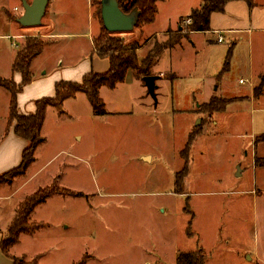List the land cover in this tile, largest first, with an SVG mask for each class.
<instances>
[{
    "label": "rangeland",
    "instance_id": "obj_1",
    "mask_svg": "<svg viewBox=\"0 0 264 264\" xmlns=\"http://www.w3.org/2000/svg\"><path fill=\"white\" fill-rule=\"evenodd\" d=\"M58 1L55 9L59 11L53 15L52 25L49 4L41 24L29 29L17 22L24 11L23 1L0 0V78L11 76L12 57L38 31L40 35L52 31L57 34L52 42L45 43L39 64L51 68L61 58L68 65L90 53V40L98 35L92 14H87V0ZM5 20L13 28L7 27ZM142 29L114 34L127 42L137 34L133 38L143 46V53L171 35L166 32L152 36L153 31L161 32L160 27L145 26L144 35L139 36ZM211 37L201 36L198 42ZM184 42L190 43L187 39ZM184 47V52L162 56L159 67L173 62L181 74L173 86L170 80H162L157 98L166 101L156 118H144L138 109L132 117L114 111L117 104L136 98L134 86L103 90L109 112L106 116L93 115L89 101L80 104V117H60L55 108L48 109L41 134L46 141L36 150V161L24 175L9 185H0V229L10 223L26 197L42 188L54 186L82 196L57 194L36 208L31 221L45 227L33 236L22 237L12 251L27 255L24 263L39 255V264H74L82 258L87 264H177L180 253L202 249L205 264H264V145L256 143L258 153L253 157L251 133L254 128L253 133H264V106L254 109L248 104L239 105L249 99L228 98L232 107L228 109L229 104L222 112L207 113V104L199 103V118L194 119L198 104L193 101L202 102L203 87L197 81L201 74L192 67V46ZM218 50L219 54L223 49ZM258 55L256 68L264 63V51ZM33 63L31 76L35 74ZM169 77L166 74L164 78ZM240 77L245 84L238 85ZM230 82L235 89L250 91L248 68L239 64ZM258 83L256 79L254 84ZM145 93L152 99L147 89ZM171 98L175 99L174 106L193 111L172 117L168 112ZM10 100L11 94L0 88V131L8 118ZM258 100L260 97L254 102ZM31 107L26 101L17 109L22 115L33 114ZM190 125L193 141L187 152L186 179L190 188L184 184L180 195L173 180L175 173L184 169L187 154L185 150L178 152V148H185L188 140L184 129ZM198 138L199 143L192 148ZM148 153L155 156L149 165L138 159ZM257 158L261 165L255 164ZM243 160L246 171L240 177L233 175L236 163Z\"/></svg>",
    "mask_w": 264,
    "mask_h": 264
},
{
    "label": "crops",
    "instance_id": "obj_2",
    "mask_svg": "<svg viewBox=\"0 0 264 264\" xmlns=\"http://www.w3.org/2000/svg\"><path fill=\"white\" fill-rule=\"evenodd\" d=\"M13 1L14 0H6V2ZM29 4L33 2V0H26ZM99 0H87V14H92V25L95 26V29L97 31V35L100 32V22L99 19H96V14L94 10V3ZM101 2V0H100ZM205 2V0H162L157 5V15L155 18V21L150 24L146 25L150 27L158 26L160 27L161 32H152V36H159L162 33H166L167 35L174 34L178 30H182L181 26H187L184 24V21L187 20L186 18L190 16L192 10L200 7L202 3ZM51 8H50V15H51V25L53 24L55 12L59 11L55 7H59L60 1L58 0H50L49 2ZM49 6V5H48ZM48 8V7H47ZM15 12L19 10L17 6L13 8ZM23 13V12H22ZM20 13V14H22ZM20 18V15H19ZM5 24L9 28H13V25L11 22L5 20ZM174 27H172L173 25ZM210 26L211 30L207 31L206 33L203 32H192L187 40H189L190 46H192V49L194 51V60L192 61V67L194 72H199L201 75L197 79L198 86L203 87L200 92H202V102H198L194 100L193 102L195 104H198L196 106V109H194V119H198V107L199 103L208 104L209 100L212 98L217 99H231V98H239L243 97L245 100L244 102H240L239 105H250L254 109L261 106L263 104L264 106V93L260 97V100L255 101L253 97V90L255 88V80L260 79V77L264 74V63L260 67L254 66V61L256 60V56L258 57V53L264 51V0H228L226 6H225V12L221 13H213L210 19ZM145 27V26H144ZM143 27V29H144ZM28 28V27H26ZM31 29V28H29ZM141 32H139L140 35H144L145 29ZM13 31V29H12ZM154 33V34H153ZM41 33L38 31L35 36H39ZM34 36V37H35ZM44 39V46L47 41H51L52 39L57 38L56 32L52 31L49 35H40ZM133 36L137 37V34H134ZM133 36L130 38L129 42H136V37L133 38ZM201 36L206 37L212 36L211 38H208L207 41L210 42V45L206 40L204 43H199L198 41L201 40ZM222 37V43H219L218 38ZM6 38V37H5ZM93 39V38H92ZM92 39L91 45H92ZM185 40H182L180 45H176V47L166 50L162 53L159 61L154 65L153 67V73L155 76H158V80L156 81V95H158L157 91H161V84L162 80L165 82H168L167 80L171 81V84L173 86V83L179 78V74H181L178 68V65H174L173 62L169 63L168 65H164V67H159L162 56L164 53H170V52H184V46L185 44L188 45ZM126 41V43H129ZM48 43V42H47ZM216 43L220 45H216ZM201 44L200 48H198V45ZM90 45V46H91ZM221 47L223 50L221 53L218 54V48ZM232 48V58L230 60V64L228 67V70L226 73L223 74L222 78L218 80V76L222 73L223 66L225 64L226 55L229 49ZM93 45L90 47V53H85V55L80 59V61L73 62L71 64H64L65 61L61 58L57 59L55 62V65L50 68L46 64H39L38 59L42 56L43 52L38 55L32 62L33 63V69L35 71V74L32 76L33 81L31 84L25 86L22 90V92L18 95V108L19 105L22 107L23 103L27 101V103L31 104L32 110L31 113L36 112L35 104H33L34 99H44V98H54L56 95L55 92V84L60 81H74L81 83L84 79V76L86 74L94 73V74H103L106 73L110 68V61L105 58H98L96 55L92 54ZM217 49V51H215ZM169 51V52H168ZM148 52L143 53V46L138 51V59L140 62L144 61L145 56ZM16 54L14 57H12L11 61V76L5 78V79H15L18 80L20 83H16L17 85H20L22 83V78L19 73L12 72V66H13V60L15 59ZM262 57V56H261ZM73 64V65H72ZM241 64L243 67L248 68V72L250 74V78L252 81L251 84V90L250 91H242V88L235 89L234 85L230 82V78L232 76V73L237 69V66ZM61 70V71H58ZM169 74L170 77L165 79V75ZM15 75V78H14ZM21 79V81L19 80ZM127 78L124 83L118 84L114 90L120 87H131L134 86L137 89V94L135 95L134 100H128L126 102L117 104L114 111H122L123 116L132 117L136 115L137 109L140 111L141 115L144 118H156L158 116V110L163 106L166 100L160 99L159 96L157 98V101L154 102L150 97H148V94L146 96V89L144 87V83L137 79L135 75H133L131 72L127 74ZM164 76V77H163ZM163 77V78H162ZM2 79V78H1ZM239 84H245V81L243 78H239L238 85ZM2 88V87H0ZM159 88V89H158ZM104 89H107L105 87H102L100 89V95L102 99L104 100ZM145 89V90H144ZM254 99V100H253ZM87 102L88 99L86 95L84 94H78L74 98H69V100L65 101L62 105L61 109H56L57 112H59V116L61 117L62 114H65L67 117H72L73 115L76 117H80V114L77 112L79 110L80 104L83 105ZM172 104V108H169L168 112L169 114H172V117L175 118L182 115L185 111H193L192 109L186 110L182 108L181 106H174L175 99L170 100ZM246 102V103H245ZM88 103V102H87ZM194 105V104H193ZM233 104H230L228 106V109L232 107ZM106 106V103H105ZM195 106V105H194ZM193 107V106H192ZM234 107V106H233ZM240 107V106H236ZM108 108V107H107ZM65 109V112H64ZM72 110V111H71ZM165 110V109H164ZM108 111V110H107ZM167 111V109L165 110ZM238 111V109H237ZM236 111V112H237ZM109 113V112H108ZM19 114L22 115V113ZM24 115H30V114H24ZM58 115V113H57ZM94 115V114H93ZM92 115V116H93ZM177 115V116H176ZM201 119V118H200ZM46 121V120H45ZM7 122V119H6ZM5 122V126L0 131V175L8 172L10 169L14 168L15 166H18L21 162L22 158V152L25 150V147L28 145V142L26 140H22L18 138L14 132L13 129L7 133V125ZM200 122L196 124V127L198 126ZM215 124V122L213 123ZM45 126V123H44ZM253 128V127H252ZM44 129V127H43ZM42 129V130H43ZM184 134L186 136V139L188 140L190 134L193 132L192 125L185 126ZM252 131H255V128L252 130V139L253 140V157L256 156L257 151V138L264 135V133H253ZM184 136V139H185ZM80 139V137H77ZM45 139V138H44ZM200 138H198L192 148L195 146V144L199 143ZM264 140V139H263ZM184 142V141H183ZM185 140V144H186ZM257 143V144H256ZM259 144L264 145V141H259ZM184 146V143H183ZM182 146L178 148V152H182ZM192 150V149H191ZM245 154V151H244ZM260 155H262L260 153ZM264 156V155H262ZM139 161L146 164H152L155 156L153 153H148L141 155L139 158ZM246 159V155H245ZM146 160V161H145ZM36 161V160H35ZM233 169V175L236 173L238 177L242 176L244 172L246 171L247 167L244 166V160L238 163ZM189 174V171H188ZM176 175V173H175ZM188 175L185 177V186L190 188L188 186V182L186 181ZM175 181V176L174 180ZM17 209V208H16ZM15 209V210H16ZM14 210V211H15ZM15 213V212H14ZM13 217V216H11ZM13 219V218H12ZM11 223V221H10ZM9 221L6 223V226L3 227V230L0 229V242L2 239H4L7 236V227L10 224ZM46 225V224H45ZM45 227V226H44ZM38 233V232H37ZM36 233V234H37ZM21 236L20 240L22 237ZM30 236V235H29ZM20 243V241H19ZM18 243V244H19ZM14 245L12 247V250L10 252V256L8 257L4 252L0 249V264H13L14 258H26L27 255L25 254H14L12 251L16 249L15 247L18 245ZM39 256V255H37ZM42 256H40L41 259ZM39 259V260H40Z\"/></svg>",
    "mask_w": 264,
    "mask_h": 264
},
{
    "label": "trees",
    "instance_id": "obj_3",
    "mask_svg": "<svg viewBox=\"0 0 264 264\" xmlns=\"http://www.w3.org/2000/svg\"><path fill=\"white\" fill-rule=\"evenodd\" d=\"M162 0H118L119 7L124 13L137 9L140 13L139 21L136 27H144L150 25L155 21L157 15V5ZM228 0H205L202 5L192 10L189 17L191 24L181 26L182 30L171 34L166 42L155 44L150 50L145 60L140 62L138 59V51L141 48L140 43L126 41L119 35L109 33L104 27L101 18V3L97 1L94 3L95 14L100 22V32L97 37L92 40V54L98 58H105L110 61V68L103 74H86L82 83L60 81L55 85L56 95L54 98L39 99L35 102L36 112L30 115H20L17 109V97L22 92L23 88L29 85L33 78L31 76L32 61L40 55L44 50V43L36 37H28L25 40L23 48L17 53L13 60L12 72L19 73L22 78V83L17 85L13 79H1L0 87L11 94L9 104V114L7 118V133L13 129L14 134L28 142L25 150L22 152L21 162L18 167L11 169L9 172L0 175V185L10 184L16 177L25 174L27 168L35 162L36 150L43 144L46 139L41 135L46 119V114L49 108L60 110L65 101L69 98H74L78 94L86 95L90 106L93 109V114L97 117L109 115L107 106L100 95V89L105 87L109 90H114L118 84L124 83L127 74L132 73L138 80L143 82L146 76H150L154 65L159 61L162 53L166 50L180 45L182 40L188 38L192 32H203L211 30L210 19L213 13L225 12V6ZM232 48L227 52L225 64L222 73L218 76L220 80L224 73L227 72L230 60L232 58ZM264 93V75L260 77L259 83L255 85L253 90V97L259 98ZM232 103V100L212 98L209 104L204 106V110L209 112H222ZM264 137L257 138V142L263 140ZM193 141L190 136L188 142L183 150L186 151V159H184V169L175 175V189L176 193L182 194L185 177L188 175V149ZM184 152V151H183ZM188 152V153H187ZM255 164L261 165V160L257 158ZM64 195L69 197H81L82 194L78 192L60 189L59 187H46L37 191L36 193L26 197L21 205L16 209L14 218L7 227V236L1 240L0 249L8 257L12 247L19 243L21 236L35 235L45 224L34 223L31 221V215L37 207L46 202L47 199L54 195ZM13 264H39L40 256H36L32 261L24 263L21 258H14ZM177 264H205L203 250L198 252H182L177 256ZM74 264H87L85 258L80 259Z\"/></svg>",
    "mask_w": 264,
    "mask_h": 264
},
{
    "label": "water",
    "instance_id": "obj_4",
    "mask_svg": "<svg viewBox=\"0 0 264 264\" xmlns=\"http://www.w3.org/2000/svg\"><path fill=\"white\" fill-rule=\"evenodd\" d=\"M23 1L24 11L20 15L17 22L23 27H36L40 25L46 13L50 0H33L29 4L26 0ZM101 18L103 27L111 34L117 32L133 31L139 21L140 13L137 9L124 13L120 7L118 0H101ZM158 76L150 75L143 79L145 88L154 102L157 101L156 81Z\"/></svg>",
    "mask_w": 264,
    "mask_h": 264
},
{
    "label": "built area",
    "instance_id": "obj_5",
    "mask_svg": "<svg viewBox=\"0 0 264 264\" xmlns=\"http://www.w3.org/2000/svg\"><path fill=\"white\" fill-rule=\"evenodd\" d=\"M191 22H192L191 19H187V20L184 21V24L185 25H190ZM222 40H223V38L219 37L217 41H219V43H222Z\"/></svg>",
    "mask_w": 264,
    "mask_h": 264
}]
</instances>
